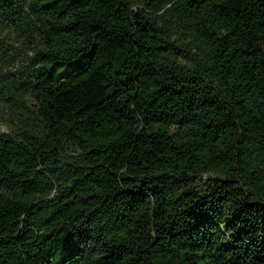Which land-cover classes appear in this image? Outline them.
Here are the masks:
<instances>
[{"label": "trees", "instance_id": "obj_1", "mask_svg": "<svg viewBox=\"0 0 264 264\" xmlns=\"http://www.w3.org/2000/svg\"><path fill=\"white\" fill-rule=\"evenodd\" d=\"M0 264H264V0H0Z\"/></svg>", "mask_w": 264, "mask_h": 264}, {"label": "rangeland", "instance_id": "obj_2", "mask_svg": "<svg viewBox=\"0 0 264 264\" xmlns=\"http://www.w3.org/2000/svg\"><path fill=\"white\" fill-rule=\"evenodd\" d=\"M0 130H7V125L5 122V117L3 116L2 110L0 109Z\"/></svg>", "mask_w": 264, "mask_h": 264}]
</instances>
